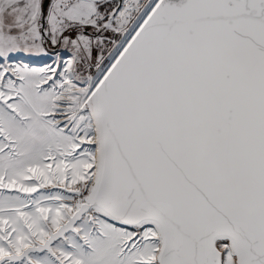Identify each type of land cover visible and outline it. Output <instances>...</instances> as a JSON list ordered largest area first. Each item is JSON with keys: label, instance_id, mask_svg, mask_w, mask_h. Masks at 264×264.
<instances>
[{"label": "snow or ice", "instance_id": "1", "mask_svg": "<svg viewBox=\"0 0 264 264\" xmlns=\"http://www.w3.org/2000/svg\"><path fill=\"white\" fill-rule=\"evenodd\" d=\"M0 264H264V0H0Z\"/></svg>", "mask_w": 264, "mask_h": 264}]
</instances>
